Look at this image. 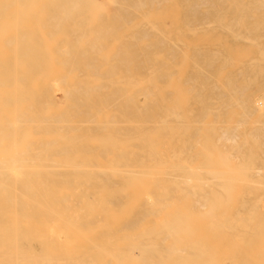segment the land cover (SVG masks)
I'll list each match as a JSON object with an SVG mask.
<instances>
[{
  "label": "bare ground",
  "instance_id": "bare-ground-1",
  "mask_svg": "<svg viewBox=\"0 0 264 264\" xmlns=\"http://www.w3.org/2000/svg\"><path fill=\"white\" fill-rule=\"evenodd\" d=\"M97 1L94 0V2ZM112 1L107 0V2ZM127 1L129 5L121 4V1L116 2V0H114L115 3L113 2L116 6L120 3L123 6L122 11L128 15L126 19V16H121L124 24L134 20L133 17L136 15L134 14L133 17L131 15L133 20L129 18V15L131 10L133 12L140 3L136 0L137 6L133 7L132 2L135 1L130 0L132 4L129 0ZM140 1L142 5L139 6L143 7L144 0ZM62 2L64 1L0 0V26H7L3 29L5 32L1 34L0 31V264H264V64H262L264 53L260 54L263 57H251L242 63H235L234 68H230L229 66L233 64H230L231 59L215 56L223 54L217 49L199 47L189 52L187 47L182 49V45L188 46L187 43L179 39L173 43L171 39L170 43L172 42L171 46L174 48L170 47L171 51H165L169 55H164V58L157 59L153 53L155 58H139L141 55H138V59H133L134 53L131 56L127 54L129 52H124L127 49L123 46L127 47V43L121 48H116L118 46L115 45L116 51H112L113 42L116 43L118 39L112 41L106 35L107 32L104 33L108 27L101 29L103 23L107 25L103 22L104 20H101L103 17L101 14L107 3L99 0L98 2H101L99 5L101 4L103 9L99 7L89 11L92 15L95 14L93 11L98 9L101 11L99 14L96 12L99 16H97L98 21L103 22L99 28L103 31L102 36L104 33L110 39L109 42L112 44L107 46H112V49L111 46L109 49L113 54L105 49V45L102 50H99V47L101 48L104 44L101 43V45V41L99 42L100 30L94 32V29L98 28L89 27L96 26L99 22L95 20L97 22L95 24L94 21L86 22L89 20L87 17L91 16L90 12L87 14L86 9L90 1L85 0L86 5L81 4L82 0L78 1L82 6L74 1L77 5L74 10L73 7L70 9L68 4H65V10L67 11V7L70 10H68V16L64 18L68 19L70 24L75 21V25L73 24L75 31L74 26L72 24L70 26L68 21L64 20L63 16L66 15H64V9L56 13L58 12L57 3L62 4ZM68 2L70 1L66 0V3ZM148 2L153 3L149 0ZM204 2L209 1L189 2L183 12L185 23L196 21L195 17L199 12L204 15L213 13L209 10H198L200 3ZM154 3L160 4L156 0ZM44 5L47 8L50 5L54 6L50 7V15L55 14L54 17L58 18L62 14L61 19L68 25V28H65L67 26L64 21L60 18L55 19L57 23L60 25L64 23L65 26L64 29L63 25L57 24L64 29L63 31L59 30V27L54 29L59 31V33L56 31L57 37L53 38L55 32L53 28L50 29L52 25L56 26L55 20L53 21V18L51 22L46 18L49 14L47 16L48 10H45ZM90 5L92 7V0ZM246 5L249 3H244V6ZM129 6H132V9ZM141 8L139 7L140 10ZM114 9L117 11L116 8ZM256 9L259 8L255 6L252 10ZM43 10L46 11V15ZM19 11L27 15L19 14L17 15L20 16L19 19L15 15V12L18 14ZM38 11L43 17L39 18V15L34 14ZM80 11H85V14L82 12V16L86 17L81 16L82 21ZM136 12L137 18L139 12ZM147 13L150 12H141L144 15L140 14L143 18L140 20L145 19L144 21L148 23L149 21L145 18ZM158 13L157 15L161 14ZM30 14L33 16H30L29 24L34 17H38L32 22L33 25L32 23L28 25L26 21ZM70 15H75L72 17L73 21L69 20ZM76 15L80 22L76 19ZM116 16L118 17V14ZM14 18L17 19L16 25H20V27L16 26L19 30L13 27ZM23 18L28 27L38 22L41 28L46 23L44 25L46 28L47 22L52 23L50 26L47 25L49 27L47 29L50 30L43 28L42 30L43 33L53 31L52 37L50 36L52 31L48 33V36L54 41L56 37V43L52 42L55 46L51 45L54 50L52 51L53 48L48 45V48L50 46L52 49H46L44 53L41 52L42 55H38L40 58L44 55L41 59L44 58L46 65L49 63V70L44 66V70L48 72L43 73L42 66L41 68L39 66L41 62L35 65V61L39 62V59L33 58L35 53L31 54L29 48L33 49L35 40L33 38L37 37L42 30H38L35 25L34 31L36 29L38 31L36 34L35 32L33 34L30 28L26 32L23 30L26 25L22 29L21 25L24 23H20ZM84 18L87 20L84 21ZM42 19L44 24L41 23ZM241 21L240 19L239 23ZM139 22L132 27H137ZM148 24L150 28L153 27V30L156 29L154 23ZM206 24L210 23H205V26ZM87 25L97 34L94 37L89 36L91 37L89 40L84 36L89 35L91 31L88 28L86 31ZM238 25L240 27V24ZM125 27L123 26L124 30L128 28V26ZM7 28L13 32L8 33L10 31ZM111 28L107 30L113 33ZM123 28L118 29L123 33L127 31L129 33V28L126 32ZM144 28L136 30L141 31L138 33L142 38L148 36L147 33L151 30ZM262 28L264 29V26ZM66 29L67 33L64 32ZM84 29L87 34L83 31ZM168 30L170 29L166 32ZM187 30H189L188 25L183 27L176 23V36L187 34ZM228 30L226 29V32ZM60 31L64 38L61 44L68 35L71 34L69 39L73 41L75 34L82 31L83 43L88 44L87 41L91 42L93 39L92 42L95 44V40H98V45H95L98 51L103 52L102 55L100 52L98 55L97 49L92 50L90 43L88 47H91V52L86 50L89 49L88 47L84 48L85 51L82 45L78 44L80 49L77 42L75 43L79 49L77 55L82 54L79 57L82 56L83 62L87 63H83L84 68L89 65L93 70L90 67L84 70L87 71L84 74L69 75L67 69L71 67L68 65L69 68L66 67L64 74H55L59 73L57 70L64 71L62 70L64 66L57 65V60L65 55L60 52L62 51L61 44L59 46L62 39H59ZM63 32L67 36L63 35ZM142 32L146 35L144 36ZM46 33L42 36H46ZM157 33L163 37L159 35L161 38L159 43L162 44L166 33L164 32L165 35L160 31ZM241 33L242 31L239 34ZM91 34L93 35L92 32ZM135 34L132 31L133 38H139V36L135 37ZM205 34L204 37L207 38ZM105 35L103 37L106 38ZM95 36L98 37L95 38ZM196 36L194 39H197ZM246 36L249 35H245V39H247ZM124 37L126 40L125 35ZM39 38L35 40L36 43L41 41V38L38 40ZM240 38H243L242 35ZM258 38H260L259 35ZM48 39L46 41H49ZM86 39L87 41L84 42ZM153 39L155 40L152 37L151 40ZM57 40H60L59 43ZM71 40L65 41V45H62L63 48H67L64 49L65 51L72 47L73 44L68 43ZM138 40L136 43L143 39ZM199 40L202 41L201 38L197 41ZM43 41L45 45L48 44L42 39L43 44ZM142 43L145 42L142 41ZM147 44L143 45L144 48L157 46L155 42L149 43L151 45ZM236 45L232 46L239 48ZM40 46L42 45H39V49L43 47ZM45 47L47 45L42 50ZM57 47H61L60 51ZM57 49L58 52L55 51ZM71 49L67 55H70L69 58H77L74 56L75 52L72 56ZM49 50L53 52L49 53L51 56L55 55V52L58 56L62 55L59 59L56 58L58 56L49 58L50 55L45 56V52ZM40 51L41 49L36 52L39 54ZM107 51L110 57H105V54H108ZM120 51L123 56L125 55L122 56L123 58ZM116 52L121 60L115 61L111 57L112 55L114 58L118 57ZM146 52L149 53L144 50L142 53L146 54ZM157 52L156 55L162 53V51ZM188 52L191 56L185 57L184 55ZM95 53L101 56V61L112 58L113 67L116 66L114 63L117 61H121L122 66L112 69V66H108L105 62L103 64L107 65V68L110 67V70H103L102 66L100 69L94 68L96 66L92 64H96L93 63L95 58L92 60L85 55L92 56ZM242 54L243 58L246 57L244 52ZM67 55L65 58L62 56L61 61L68 58ZM128 56L131 57L128 58ZM28 57L33 59L29 60ZM27 58L31 61L30 64L35 59L34 63L30 65ZM48 58L52 59V64L55 61L53 65L57 67L50 64L51 61L47 62ZM69 58L65 60L66 63L59 62L66 66L67 63H71ZM25 61L26 66L22 64ZM41 61L45 64L43 60ZM50 65L53 67L51 68ZM77 65L76 71L78 70L77 73H79L81 71L77 69ZM97 66L100 65L97 63ZM54 67L56 72L53 75L50 71H53L51 69ZM36 68L41 69L42 73L41 70H37L39 73H36ZM101 69L104 73L100 71ZM32 70L36 74L32 73ZM66 73L68 75H65ZM52 88H58L63 96L67 95L64 98L72 100L68 101L70 106L57 109L56 102L54 103V99L51 100L49 92ZM59 99L61 100V97ZM232 105L242 108L240 109L242 111L234 115H221L212 111L215 113L213 118L220 122L212 121L214 124H201L204 120L201 118L207 115H200L202 112L195 114L196 118H194L195 116H191L193 111L190 115L187 112L174 111L176 107H179V110H186L191 106H200L202 109L211 108L214 111L215 109L228 110L227 108ZM53 106L56 108L54 109ZM75 112L78 115L73 118ZM191 118H194V122H187ZM76 128H80L78 130L81 131L76 133ZM258 175L263 177L254 179V176Z\"/></svg>",
  "mask_w": 264,
  "mask_h": 264
},
{
  "label": "rangeland",
  "instance_id": "rangeland-1",
  "mask_svg": "<svg viewBox=\"0 0 264 264\" xmlns=\"http://www.w3.org/2000/svg\"><path fill=\"white\" fill-rule=\"evenodd\" d=\"M46 2H47V0H45ZM50 1V0H49ZM52 1H56V0H52ZM61 1H64V2H62V4H58L57 3V7H55V8H57V10H58V12H56L57 14L59 13V11L60 10H63L64 9V11L65 12H67V13H65L64 11H62V12H64V15L65 16H63V18L64 17H66V16H68V14H69V11L68 10H70L72 7H73V10H74V7H76L77 5L76 4H79V5H83V4H87V2H85V0H82L83 1V3H81L80 4V2H81V0H67V1H70V2H72V3H70V2H68V3H66V0H61ZM74 1H75V3H74ZM77 1V2H76ZM78 1H80L79 3H78ZM87 1V0H86ZM88 1H90V2H88L89 3V5H90V3H91V0H88ZM99 1V0H98ZM94 2V0H92V7H91V5L89 6H87V8L85 7V5H84V7L87 9V14L91 11V9H97V8H99V9H103L102 7H101V4L99 5V3H101L102 1H106V2H104V3H107V4H109V5H107L106 4V8L104 7V9L106 10H103V13L101 14V15H103V17H102V21L103 22H106V24L108 25H105V23H103L101 20H100V22L98 21V19L99 18H97V14H99V9L97 10V11H93L95 14H93L94 15V17H93V15H92V13L90 14L89 13V15H91L90 17H87V19H89L88 21H86L87 19H83L84 21H86V22H92L93 23V21L95 20V21H97V22H99L98 24H96V26H94V25H92V23H91V25H92V27L91 26H89V25H87V27H85L86 28V31H88V30H91V29H93L94 27H96V28H98V29H94V32L95 31H98V30H100V32L99 33H101V32H103V31H101V29L103 30V28L105 29L106 27H108V28H106L105 30V34H106V32H107V34L106 35H108L109 36V38L113 41V40H116V38L118 39V40H116L115 42L116 43H114L113 42V47H114V49H112V46H111V49H112V51L114 50V51H116V48H121V46H123V45H125L126 43V45H127V47L128 46H130V48H127L126 46H123V48L124 49H127V50H123V49H121V51L123 50L125 53L126 52H129V53H127L128 55H133V53H134V55L132 56L133 57V59H138V55H141L139 58H155V56H157V59H162V58H164L165 56H166V54L167 55H169L168 53H166V52H169V51H171L170 49L171 48H174V46H171V43H170V41H171V39L173 40V43H175V42H177V40L179 39L180 41H183V42H185V43H187L188 44V46L186 45L185 47H184V45H182V49L184 48V49H186V47H187V49H188V51L189 52H191L192 50H194V49H196V48H202V49H204V48H210V49H217V51H220L221 53H223V54H219V55H215V56H219V57H227V58H230L231 59V61H230V64L231 63H233L231 66H229L230 68H234L233 66H235L236 64L235 63H242L245 59H248V58H251V57H263V55L261 56L260 54L261 53H264V29L262 28L263 26H264V0H262V3H261V0H224V2L222 3V1L223 0H211V2H210V0H208L209 2H204V3H200L201 5H199V9L198 10H200V11H202V10H209V11H213V13H210V14H203L202 12H199V13H197L196 14V21H194V22H192V23H185V21H184V19H185V15H184V11L186 10V8L185 7H187L188 6V4H189V2H192L193 0H162V1H160L159 2V0L157 1L156 0V2H158V3H160V4H158V5H156L155 3H154V0L152 1V0H149L150 2H153L152 4L151 3H149L148 2V0H142L143 2H144V4H143V7L142 6H139V5H142V3H141V1L140 0H138V2L136 1V0H134L135 2H132L131 3V1H130V3L133 5V7L136 5L135 3L137 2V3H139V5L137 6L138 7V9H139V7L141 8V10L139 9H137L136 10V8L137 7H135L134 8V11L132 12V10H131V13H130V17L129 18H131V15H132V17L134 16V14L137 16V12L136 11H138L139 12V14H138V16L139 17H137L136 18V16H134L133 17V21H130L131 22V24H130V22L129 23H127L126 21V23L127 24H124L123 22V20H122V18L123 17H125V19L126 18H128V15H125V13H124V11H122V7L123 6H121L120 5V3H119V5H120V7H119V5H115V4H113V2H114V0L112 1V2H107V0H100L101 2ZM121 1V4L122 3H124V4H126V5H129V2L126 0V2H125V0L122 2V0H116V2H120ZM186 1H188V2H186ZM197 1H199V0H197ZM252 1L254 2V3H252ZM255 1H256V3H255ZM85 2V3H84ZM70 3V4H69ZM94 3V4H93ZM98 3V4H97ZM115 3V2H114ZM212 3H214L213 4V6L211 5ZM230 3V4H229ZM244 3H249V5H246V6H244ZM46 4V3H45ZM52 4V3H51ZM54 4H56V3H53L52 5H54ZM65 4H68V7H70V9H68V7H67V11L65 10L66 9V5ZM73 4H75V5H73ZM103 4V3H102ZM113 4V5H112ZM203 4V5H202ZM253 4V5H252ZM257 4V5H256ZM48 6H49V2H48V4H47ZM81 5V6H82ZM104 5V4H103ZM148 5H150V7L148 6ZM152 5V6H151ZM156 5V6H155ZM175 5H176V7H175ZM209 5V6H208ZM217 5H218V7H217ZM263 5V6H262ZM45 6V10H48L47 11V16H48V14H49V16L48 17H46L49 21L51 20V19H53V21L55 20V19H61L62 18V14H60L61 15V17H54L55 16V14L53 13V12H55L56 11V9H55V11H53L52 13L54 14V16L51 14L50 15V12H49V10H50V7L52 8V7H54V6H51L50 5V7L49 8H47V6L46 5H44ZM59 6H60V8H59ZM97 6V7H96ZM221 6V7H220ZM255 6L257 7V8H259L260 9V11L262 10V12H260L259 11V9H256L255 11H253L254 10V8H255ZM89 7H91L90 9H88ZM94 7V8H93ZM116 8L117 9V11L114 9V8ZM125 7V6H124ZM131 7V9H132V6H129V8ZM155 7V8H154ZM236 7V8H235ZM254 7V8H253ZM62 8V9H61ZM78 8V7H77ZM81 9L83 8V7H80ZM84 8V9H85ZM129 8H127L128 10H130ZM178 8H180V9H178ZM181 8H183V9H181ZM203 8V9H202ZM262 8V9H261ZM76 9V8H75ZM86 9H85V11H86ZM126 9V8H125ZM126 9V10H127ZM147 9V10H146ZM153 9V10H152ZM156 9H157V11H156ZM161 9H163V10H161ZM168 9H169V11H168ZM235 9H237V10H235ZM253 9V10H252ZM45 10H43V11H45ZM53 10V9H52ZM79 9H77V11H78ZM90 10V11H89ZM109 10V11H108ZM113 10V11H112ZM136 10V11H135ZM149 11L150 13H147V15H146V17L145 18H147V21H149L150 23L152 22V24L154 23V28H156L155 30H153V27L151 26V28H150V25L146 22V21H144V20H140V19H143L142 18V16H140V14H141V12L142 13H144V12H146V11ZM164 10H166L165 12L166 13H164ZM177 12V13H175V11ZM252 11V15H251V11ZM85 11H82L83 12V14H85ZM111 11V12H110ZM114 11L116 12V13H114ZM153 11V12H152ZM156 11V12H155ZM158 11H159V13H158ZM162 11V12H161ZM173 11V12H172ZM17 12V11H16ZM16 12H15V15H16V17H18L17 15H21L22 16V14L24 15V16H26L27 15V13H23L22 11L20 12L19 11V13L18 14H16ZM40 11H38V13H34V14H37V16L40 14L39 13ZM41 12H42V10H41ZM49 12V13H48ZM61 12V13H62ZM81 12V11H80ZM82 12L80 13V20L82 19L81 18V16H82ZM96 12H98L97 14H96ZM106 12H107V16L105 17V15H106ZM120 14H119V13ZM129 12V11H128ZM134 12H136V13H134ZM100 13H101V11H100ZM114 13V14H113ZM124 13V14H123ZM127 13V12H126ZM151 13H153V15H151ZM157 13L158 14H160L162 17L161 18H158V17H156V16H159L160 17V15H157ZM169 13V14H168ZM174 13V14H173ZM226 13V14H225ZM263 14V16H262V14ZM45 15H46V11H45V13H44ZM71 14H72V10H71ZM78 14V13H77ZM118 14V17L116 16ZM148 14H150L149 16H148ZM164 14V15H163ZM249 14V15H248ZM32 14H30L28 17L29 18H27L26 19V21H27V23H28V21H29V19H30V16H31ZM44 15V16H45ZM73 15V14H72ZM72 15H70V17H71V19H69V20H72L73 18L72 17H74V16H72ZM79 15V14H78ZM123 15V17L121 18V16ZM141 15H144V14H141ZM171 15V16H170ZM233 15V16H232ZM23 16V17H24ZM33 16V15H32ZM51 16H53V17H51ZM59 16V15H58ZM95 16H96V18H95ZM113 16V17H112ZM155 17V19H153L154 17ZM176 16V17H175ZM205 16H206V18H205ZM240 16V17H239ZM251 16V17H250ZM257 16V17H256ZM15 17V16H14ZM15 17V18H16ZM39 18L40 17H43L42 15H39L38 16ZM38 17H34V20H30L31 21V23L32 22H34V21H36L35 20V18H38ZM51 17V18H50ZM82 17H86V16H82ZM91 17H93V19L91 18ZM99 17V16H98ZM149 17V18H148ZM165 17V18H164ZM175 17V18H174ZM205 18V20H204V18ZM249 17V18H248ZM14 18V22H12V20H11V22L14 24V28H16V26L18 25V27H20V25L19 24H17L16 25V20L17 19H15ZM19 19H20V16L18 17ZM45 18V17H44ZM69 18V17H68ZM79 19V17L76 15V19ZM91 18V19H90ZM95 18V19H94ZM117 18V19H116ZM158 18V19H157ZM172 18V19H171ZM238 18V19H237ZM31 19H33V17L31 18ZM77 19V20H78ZM113 19H115V20H113ZM118 19H119V21H118ZM157 19V20H156ZM166 19V20H165ZM233 19V20H232ZM240 19L242 20L240 23H239V21H240ZM37 20H39V19H37ZM41 20V19H40ZM43 20L44 19H42V21H41V23L43 22ZM64 20L67 22L68 21V19H66V18H64ZM64 20H62L61 19V21H64ZM75 20V19H74ZM91 20V21H90ZM130 20V19H129ZM136 20H138V21H136ZM139 20L141 21V24H140V22H139ZM169 20L171 21L170 23H169ZM236 21V22H233V21ZM253 20V21H252ZM263 20V21H262ZM47 20L45 19V22H46ZM57 20H55L54 21V23L56 24V26L55 25H52V27H50V29L51 28H53V30L54 29H57L59 26H62L63 28L65 27V26H67V27H65V28H68V25H67V23L71 26V24L73 25L74 24V22L72 23L71 22V24L69 23L70 21H68L67 23H66V25L64 26V23L63 24H61L60 25V23H57L56 22ZM73 21V20H72ZM79 21V20H78ZM82 21V20H81ZM83 21V22H84ZM94 21V24L95 23H97V22H95ZM110 21V22H109ZM161 21V22H160ZM51 22H52V20H51ZM80 22V21H79ZM79 22H77V23H79ZM86 22H85V26H86ZM137 22H139V24H138V26L137 27H132V25H135V23H137ZM165 22H167V24L165 23ZM178 22V24L179 25H181V26H185V25H188V28H189V30H187V34L185 33L184 35H182V34H180L179 35V37L178 36H176L177 34V31H176V23ZM183 22V23H182ZM197 22V23H196ZM210 23V24H206V26H205V23ZM258 22V23H257ZM18 23H19V20H18ZM20 23L22 24V23H24V24H22L21 25V27H22V29H23V27H24V25H26V28L24 27V29L23 30H26V32H27V29H32L33 30V34H34V32H35V34L38 32L37 31V29H36V31H34L35 30V28H34V26L36 25V27H38V30L40 29V31L42 30V28L43 29H47V27L48 26H50L52 23H49V22H47V25L45 26L46 28H44V25L46 24H44V22H43V27L41 28V26L39 25L38 26V22H36V23H34L35 25L34 26H32V27H28V25H30L29 23H28V25H27V23L26 22H24V18H23V20H22V22H21V20H20ZM39 23H40V21H39ZM40 23V24H41ZM53 23V24H54ZM76 23V24H77ZM101 23H103L104 25H105V27H103L104 25L102 24V28H101ZM111 23V24H110ZM121 23V24H120ZM142 23H144V24H142ZM169 23V24H168ZM184 23H185V25H184ZM199 23V24H198ZM204 23V24H203ZM232 23V24H231ZM237 23V24H236ZM242 23V24H241ZM59 26H58V25ZM81 24V23H80ZM151 24V25H152ZM160 24H161V26H160ZM173 24V25H172ZM235 24V25H234ZM238 24H240V27H239V25ZM259 24V25H258ZM32 25H33V23H32ZM75 25V24H74ZM73 25V26H74ZM79 25V24H78ZM97 25H98V27H97ZM119 25L121 26L122 25V27H119ZM167 25V26H166ZM170 26V28H169V26ZM230 25V26H229ZM234 25V27H232ZM242 25H244V26H242ZM254 25V26H253ZM2 26H3V28H2ZM77 26V25H76ZM88 26L91 28H88ZM99 26H100V28H99ZM110 26V27H109ZM123 26H124V28H126L125 26H128V30H129V33H128V31H127V29L126 30H124V28H123ZM130 26V27H129ZM140 26H141V28H146V30H148V28H150L148 31H146V33L148 34V36L145 34V32H144V34H143V32H142V34L145 36V37H141V36H139L140 34L138 33V32H140L141 33V31H136V30H140L141 28H140ZM157 26V27H156ZM164 26H165V28H164ZM190 26H193V27H190ZM7 26H4V25H1L0 26V31H1V34L3 33V32H5L3 29H5ZM28 27V28H27ZM78 27V26H77ZM113 29H112V28ZM226 27H228V28H226ZM11 28V27H10ZM10 28H7V29H9V31H10ZM49 28V27H48ZM60 28V27H59ZM58 28V29H59ZM64 28V29H65ZM78 28H81L80 26L78 27ZM84 28V27H83ZM82 28V29H83ZM87 28H88V30H87ZM112 29V31H113V33L115 32H117L115 35L111 32V30L109 31V30H107V29ZM118 28H120V29H122L123 28V31H127L126 33H123L122 32V30H120V29H118ZM144 28V29H145ZM206 28V29H205ZM257 28V29H256ZM261 28V29H260ZM7 29H6V31H7ZM13 29V28H12ZM17 30H19V28H16ZM15 29V30H16ZM50 29H47V30H50ZM64 29H59V30H61V31H63ZM70 29H73V27H70ZM144 29H142V31L144 30ZM167 29H170V30H168L167 32H166V30ZM205 29V30H204ZM209 29V30H208ZM222 29V30H221ZM226 29L228 30H233L232 32L234 33V34H232V32L231 31H227L226 32ZM241 29V30H240ZM244 29H246V30H244ZM3 30V31H2ZM14 30V31H15ZM22 30V31H23ZM76 29H75V26H74V31H75ZM116 30H118V31H116ZM202 30V31H201ZM204 30V31H203ZM212 30V31H211ZM236 30V31H235ZM245 31V33H246V31L249 33H244V31ZM251 30V31H250ZM254 30V31H253ZM256 30V31H255ZM261 30V31H260ZM52 31V30H51ZM51 31L50 32H48L49 34L51 33ZM58 33H59V31L58 30H56ZM55 30H54V32H55V35H53L54 33H53V31H52V33H51V37H52V35H53V38H54V36H56L57 37V32H56ZM61 31H60V37H59V39L60 38H62V39H60L59 41H60V43H59V41L57 40V42L59 43V46H60V44H61V42L63 41V36L61 35L62 33H61ZM70 31V30H69ZM74 31H72V32H74ZM77 31L79 32V30L77 29ZM83 31H85V29L83 30ZM83 31H82V33H83ZM86 31H85V33H86ZM120 31H121V33H120ZM131 31V32H130ZM132 31L134 32V34H135V32H136V34H135V37L136 36H139V40H141V39H143V40H141V41H139L137 38L135 39V38H133V36L134 35H132ZM157 31L159 32H161V33H163V35H165V33H166V35L164 36V42H166V43H159V39H161V38H163L162 37V35L159 33H157ZM201 31V32H200ZM208 31V32H207ZM242 31V33H241V35H242V37L245 39V35H249V36H246L247 37V39L249 38V40H247V39H243V38H240V32ZM11 32H13L12 30L10 31V32H8V33H11ZM18 32V31H17ZM25 32V31H24ZM23 32V33H24ZM64 32H68V30L66 29ZM64 32H63V35H65V36H67L66 34H64ZM71 32V31H70ZM69 32V33H70ZM80 32H81V30H80ZM90 32V33H89ZM88 33H89V35L87 34V35H84V36H86V37H88V40L89 39H91V37H89V36H92V37H94V35H97L96 33H94L93 32V30H91V31H89ZM91 32L93 33V35L91 34ZM111 32V33H110ZM118 32H119V34H118ZM165 32V33H164ZM169 32V33H168ZM195 32V33H194ZM200 32V33H199ZM203 32H205L206 34H207V38H205L204 37V34L205 33H203ZM221 32V33H220ZM252 32V33H251ZM263 32V33H262ZM18 33H20V31L18 32ZM18 33H16L17 35H19ZM22 33V34H23ZM42 33V34H41ZM45 33H46V31L43 33V30L40 32V33H38V35H37V37H35V38H33V39H35V40H37V38H41V36L44 34L45 35ZM48 33H46V36H42L43 38H41V41H37V43H36V41L34 40V42H33V44H34V46L32 45V47H33V49H31V47H29L30 48V51L32 52H30L31 54H34V57L33 58H35L36 57V60L37 59H39V62L38 61H35V65H39V63H40V68H41V66H42V70H44L45 68L47 69L48 68V70L50 69L49 68V63H48V65H46V62L44 61V58L43 59H41L42 57H44V55L40 58V56H38V55H42L41 54V52L42 53H44V51H46V49L48 50V49H50L52 46H55V44L54 45H52V42L54 43L55 41H56V37H55V41L53 40V38H50L49 36H48ZM68 33V34H69ZM75 33V32H74ZM82 33H79L81 36H83L82 35ZM103 33V36L105 35ZM123 33V34H122ZM156 33H157V35H156ZM202 33V34H201ZM260 33H261V35H260ZM1 34H0V36H1ZM13 34V33H12ZM25 34V33H24ZM23 34V35H24ZM79 34H75V36H74V40L73 41H75L74 43H73V41L71 40V38L69 39V36L71 35H68L67 37H65V38H67V39H65L64 40V43H62L61 44V50L62 51H60V48H58L59 49V51L62 53H65V55H67V54H69L68 53V51L73 47V46H75V48L73 47V50L70 52L71 54H72V56H73V53L75 52V54H74V56H77V58H69V56L67 55V57L69 58V60H71V63H70V61H69V63L70 64H68L67 63V65L65 66V65H63L62 63H66V61L65 60H67L68 58H66L65 60H62L61 61V57L63 56L62 54V56L60 57V56H58V55H56V54H58V53H56V52H58V49L57 50H55L56 52H55V55L53 54L52 56H58V57H56L57 59H59V57H60V60H57L58 62L59 61H61V62H59V63H61V64H59L58 62H57V65H62V66H64L63 68H62V70H64V71H61V70H57L58 68H56V70H57V72H59V73H55L56 71H55V67H54V69H51V70H53V71H50L53 75H54V73L56 74V75H59V74H64L65 73V69H66V67L68 66V65H70V67L72 68H70L71 69V71H69L70 69H67L68 70V72H67V70H66V72L69 74V75H77V74H84V73H86L84 70H87L88 68H90L91 66H89L88 65V67H86V68H84L85 66H83V63L84 64H87L86 62H83V57L82 56H80L79 57V55H82V54H79V55H77L79 52V49H78V47H76V45H75V43L77 44V46H79V45H82V49H84V48H87L88 47V45H89V43H90V46H92V50H94L95 51V49H97V51L96 52H100L101 53V55L103 54V52H101V51H98V47L95 45V44H97V42H98V40L96 41L95 40V44L92 42V41H94L93 39H92V41L90 42V41H87V39L86 40H84V42L85 41H87V43L88 44H86V43H83V41H82V39L84 38V36L83 37H79L80 35ZM84 34V33H83ZM110 34V35H109ZM153 34V35H152ZM168 34V35H167ZM195 34V35H194ZM206 34H205V36H206ZM220 34V35H219ZM223 34V35H222ZM236 34H238L237 36H236ZM244 34V35H243ZM252 34H254L253 36H252ZM257 34V35H256ZM40 35V36H39ZM79 37V38H77V36ZM105 35V36H106ZM112 35V36H111ZM124 35L126 36V40H125V37H124ZM159 35H161L160 37L161 38H159ZM197 35V36H196ZM258 35H259V37L260 38H258ZM16 36V35H15ZM39 36V37H38ZM62 36V37H61ZM99 36V35H98ZM97 36V37H98ZM102 36V33L100 34V36H99V38H101V39H99V42H100V44L101 43H104L103 44V46H101V48L99 47V50H102V47L104 48V45H105V49H108V51H110V52H112L111 51V49H109V47L107 46V44L109 45V44H112V43H110L109 41H110V39H108V36H106V38L105 37H103ZM114 36V37H113ZM155 36V37H154ZM157 36V37H156ZM171 36V37H170ZM183 36V37H182ZM194 36H196V38L197 39H194L195 37ZM238 36H239V38H238ZM71 37V36H70ZM96 36H95V38H97ZM102 37H103V39H105V40H103L102 39ZM124 39H123V38ZM152 39V37L153 38H155V40L153 39V41L150 39V38ZM165 37H167V38H165ZM209 37V38H208ZM223 37H225V38H223ZM236 37V38H235ZM255 37H257V38H255ZM40 38L38 39V40H40ZM49 38V39H48ZM94 38V39H95ZM127 38H129V39H127ZM131 38V39H130ZM135 39V41L133 40V39ZM157 38V39H156ZM198 38H201V40L202 41H197L198 40ZM219 38V39H218ZM235 38V39H234ZM255 38V39H254ZM42 39L43 40H49V41H46V42H48V44H46L47 45V47H45L43 50H42V48L44 47V46H46L45 45V42H44V44L42 43ZM51 39H52V41H51ZM69 41V40H71L70 42H68L69 43V45H71V44H73L72 45V47L69 49V50H67V51H65L67 48H63V44L65 45V41ZM107 40H108V42H107ZM127 40H129L128 42H127ZM132 40H133V42H132ZM139 41L138 43H136V41ZM147 42H146V41ZM163 40V39H162ZM196 40V41H195ZM203 40H205V41H203ZM208 40V41H207ZM239 40V41H238ZM105 41V42H104ZM111 41V42H112ZM142 41H144L145 43L143 44L142 43ZM210 41V42H209ZM236 41H238V42H236ZM247 41V42H246ZM248 41H249V44H247L248 43ZM260 41H261V43H260ZM120 42V43H119ZM154 42H155V44H157V46H151V47H148V48H144V46L143 45H145L146 43H148L147 45H151L152 43L154 44ZM158 42V43H157ZM161 42V41H160ZM199 42H201V43H199ZM206 42H207V44H206ZM56 43V42H55ZM68 43H66V45L68 46ZM118 43H119V45H118ZM122 43V44H121ZM132 44V45H128V44ZM141 43V44H140ZM149 43H151V44H149ZM167 43H169V44H167ZM192 43V44H191ZM225 43V44H224ZM253 45V47H252V45ZM260 43V44H259ZM42 45V46H40V47H42V48H40L41 49V51H40V53L38 54L36 51H38V50H40L38 47H39V45ZM79 44V45H78ZM83 44H84V47H83ZM99 44V45H100ZM137 44V45H136ZM140 46H139V45ZM161 44V45H160ZM167 44V45H166ZM237 44V45H236ZM248 45V46H246V45ZM262 44V45H261ZM30 45V46H31ZM38 45V46H37ZM48 45H52L51 47L49 46V48H48ZM56 45H58V44H56ZM98 45V44H97ZM102 45V44H101ZM115 45H117L118 47H116L115 48ZM134 45V46H133ZM190 45V46H189ZM200 45V46H199ZM202 45V46H201ZM232 45H236L237 47H239V48H235L234 46H232ZM239 45V46H238ZM66 46V47H67ZM139 47V48H136V47ZM161 46V47H160ZM195 46V47H194ZM229 46V47H228ZM230 46H231V49H230ZM240 46H242V47H240ZM249 46H251V47H249ZM70 47V46H69ZM68 47V48H69ZM80 47V46H79ZM131 47H132V50H131ZM135 47V48H134ZM143 49H142V48ZM171 47V48H170ZM228 47V48H227ZM36 48H38V49H36ZM53 48V47H52ZM51 48V49H52ZM89 48V47H88ZM91 48V47H90ZM90 48L89 49H86V50H89L90 52H91V50H90ZM55 49H56V47H55ZM65 49V50H64ZM80 49H81V47H80ZM140 49H142V51L140 50ZM183 49V50H184ZM228 49V50H227ZM33 50V51H32ZM54 50V48L52 49V51ZM85 50V49H84ZM85 50V51H86ZM143 50H144V52L145 51H148L149 53H147L146 52V54H144V53H142L143 52ZM242 50H243V52H244V54L246 55V57H244L243 58V52H242ZM262 52H261V51ZM83 51V50H82ZM104 51V50H103ZM108 51H107V53H108ZM121 51L119 52L120 53V55H121V57L123 56L122 54H121ZM131 51H134V52H131ZM136 51V52H135ZM141 51V52H140ZM157 51H159V53L162 51V53L160 54L161 55V57H158V56H160V55H156V52ZM166 51V52H165ZM187 51V50H186ZM228 51H229V53H228ZM246 51V52H245ZM251 51V52H250ZM259 51V52H258ZM29 52V51H28ZM93 52V51H92ZM105 53H106V51H104ZM124 52H122V53H124ZM137 52H138V54H137ZM189 52L188 53H186L187 55H184L185 57H188V56H191L190 54H189ZM225 52V53H224ZM233 52V53H232ZM250 52V53H249ZM49 53H51L50 52V50H49V52H45V56H49L50 54ZM53 53V52H52ZM51 53V54H52ZM86 53H88V52H86ZM98 53H95V54H92V56H90L91 55V53H89V54H87V55H85V56H87L88 58H92V60H93V58H95L94 60V62L93 63H96V64H92V66H96V67H94V68H97V69H100V67L102 66V69L103 70H107V69H109L111 66H112V69H114V68H117V67H121L122 65V63H121V61L119 62V61H117L116 63H114V65L116 64V66L115 67H113V65H111V64H113V62H112V58H113V60H118L119 58H120V55L119 54H117L118 52H116V55L118 56V57H116L115 56V58H114V56L112 55L111 57L112 58H110V59H108L107 58V60L106 61H101V56H97V54ZM100 53L98 54V55H100ZM113 53V52H112ZM111 53V54H112ZM136 53V54H135ZM153 53H155V56H154V54ZM158 53V52H157ZM37 54V55H36ZM110 53H108V54H105V57H110V55H109ZM114 54V53H113ZM127 54H126V56H127ZM144 54V55H143ZM227 54V55H226ZM242 54V55H241ZM254 54V55H253ZM27 55V54H26ZM65 55L63 56L64 58H65ZM84 55V54H83ZM107 55V56H106ZM136 55V57L134 58V56ZM142 55L144 56V57H142ZM146 55V56H145ZM148 55V56H147ZM165 55V56H164ZM237 55H238V58H237ZM239 55H241V56H239ZM260 55V56H259ZM23 56H25V54L23 55ZM32 56V55H31ZM38 56V57H37ZM52 56L50 55L49 56V58L51 57L52 58ZM104 56V55H103ZM102 56V57H103ZM125 56V55H124ZM123 56V57H124ZM131 56H128V58H130ZM151 56V57H150ZM47 57L45 58V59H47ZM82 57V58H81ZM86 57V59H88ZM104 57V58H105ZM122 57V58H123ZM167 57H169V56H167ZM236 59H234V58ZM240 57H241V59H240ZM29 58V60H32L33 58L32 57H28ZM28 58H27V60H28ZM48 58V60H47V62L48 61H51L50 62V64H52V59H49ZM127 57H126V59H128ZM25 59V58H24ZM77 60V61H74V60ZM80 59H82V60H80ZM85 59V60H86ZM102 62L101 64H103V63H107L108 64V66H110L109 68H107V65H105V64H103V65H101L100 64V61ZM125 59V58H124ZM28 60V61H29ZM35 60V59H34ZM34 60H33V62L32 63H34ZM41 60H43L44 62H45V64H43V62L41 61ZM54 60H55V58H54ZM80 60V61H79ZM88 60H90V59H88ZM91 60V61H92ZM97 60V61H96ZM111 60V62H109ZM119 60H121V59H119ZM238 60V61H237ZM28 61H27V65H29L30 64V62L31 61H29V64H28ZM65 61V62H64ZM90 61V62H91ZM108 61V62H107ZM233 61H236V62H233ZM38 62V64H36ZM76 62H78L79 63V65H77L76 64ZM31 63V64H32ZM55 63V61H53V64ZM82 63V64H81ZM97 63L100 65V66H97ZM121 63V64H120ZM23 65L25 64V66H26V61L24 62V63H22ZM30 64V65H31ZM42 64V65H41ZM52 64V65H53ZM82 66H81V65ZM110 64V65H109ZM118 64H119V66H118ZM262 64H264V62H262ZM34 65V66H35ZM50 65L51 66V68L53 67V66H56V65ZM72 65V66H71ZM76 65H77V69L79 68V71H81V72H79V73H77V71H76ZM90 65H91V63H90ZM124 65V64H123ZM44 66H45V68H44ZM47 66V67H46ZM61 66V67H62ZM125 66V65H124ZM36 67H38V66H36ZM57 67V66H56ZM59 68H60V66H58ZM39 68V67H38ZM67 68H69V66L67 67ZM83 69V70H82ZM90 69H92V67L90 68ZM100 70L102 73H104V71L103 70ZM37 70H41V69H37L36 68V73H39V71H37ZM42 70H41V73H42ZM48 70L47 71H45L44 70V72L43 73H45V72H48ZM73 70V71H72ZM93 70V69H92ZM110 70V69H109ZM33 71V70H32ZM31 71V72H32ZM35 71H33L32 73H35ZM83 71V72H82ZM31 72H28V73H31ZM60 72H62V73H60ZM76 72V73H75ZM89 72V71H88ZM90 72H91V70H90ZM98 72V71H97ZM100 72V73H101ZM107 72V71H106ZM111 72V71H110ZM113 72H115V71H113ZM112 72V73H113ZM26 73V72H25ZM35 73V74H36ZM50 73V75H52ZM65 74V75H68V74ZM91 73H93V72H91ZM116 73H121L120 71L119 72H117L116 71ZM46 74H49V73H46ZM41 75H43V74H41ZM44 76H45V74H44ZM55 90H57V91H55ZM55 91V92H54ZM50 95H51V100H53L54 101V103L56 102V107H57V109L58 108H61V109H63V107L65 108V107H67V106H70V104H68V101H72V100H67V98L65 99L64 97H67V95H64L63 96V94L61 93V91L60 90H58V88H52V89H50ZM58 93V94H57ZM61 97V100L59 99ZM59 100H58V99ZM69 98V97H68ZM65 99V100H64ZM70 99V98H69ZM58 100V101H57ZM60 102V103H59ZM64 102V103H63ZM64 104V105H63ZM63 105V106H62ZM84 105H86V104H84ZM81 106H83V104H81ZM54 107V106H53ZM56 107H54V109L56 108ZM194 107V108H193ZM82 108V107H81ZM196 108V109H195ZM204 108V107H203ZM188 109H189V111H188ZM201 109H202V107H200V106H191V107H189V108H187L186 110L184 109V110H179V107H176V110H174V111H176V112H178V111H181V112H187V113H189L188 115H190L191 113H192V111H193V113L191 114V116H195L194 118H196V115L197 114H199L200 112H202V113H200V115L201 114H204V115H206V117H204L203 116V118H201L203 121H201L202 123L201 124H203V123H211V124H214V122H217V119H214L213 118V116H214V114L215 113H213V112H216V114H220L221 113V115H228V114H231V115H234V114H236V113H240L242 110H240V109H242V108H238L237 106H230V107H228L227 109L228 110H225V109H215V111H214V109H211V108H204V109H202L203 111H201ZM207 109V110H206ZM217 110V111H216ZM240 110V111H239ZM204 111H206L205 113H204ZM213 111V112H212ZM227 111V112H226ZM195 112V113H194ZM199 112V113H198ZM226 112V114H224ZM232 112H233V114H232ZM196 114V115H195ZM76 115H78L76 112H75V114H74V116H73V118H75V116ZM209 115V116H208ZM208 116V117H207ZM211 116V117H210ZM194 118H191L190 119V121H187V122H194L193 120H194ZM206 118V119H205ZM212 119H214V120H212ZM210 121V122H209ZM212 121H214V122H212ZM185 123H186V121H185ZM217 123H220L219 121L217 122ZM217 123H215V124H217ZM78 129H80V128H76L75 129V132L76 133H78V132H80L81 130H78ZM76 130H78V131H76ZM72 132H74L73 130H72ZM74 132V133H75ZM264 172V171H263ZM255 178L254 179H257V178H262L263 176L262 175H258L257 177L256 176H254Z\"/></svg>",
  "mask_w": 264,
  "mask_h": 264
}]
</instances>
